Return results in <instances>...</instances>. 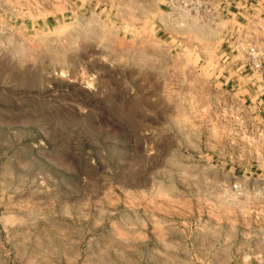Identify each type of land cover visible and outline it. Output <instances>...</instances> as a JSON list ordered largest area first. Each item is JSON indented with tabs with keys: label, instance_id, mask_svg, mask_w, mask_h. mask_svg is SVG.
I'll use <instances>...</instances> for the list:
<instances>
[{
	"label": "rangeland",
	"instance_id": "1",
	"mask_svg": "<svg viewBox=\"0 0 264 264\" xmlns=\"http://www.w3.org/2000/svg\"><path fill=\"white\" fill-rule=\"evenodd\" d=\"M261 125L264 0H0V264H264Z\"/></svg>",
	"mask_w": 264,
	"mask_h": 264
},
{
	"label": "built area",
	"instance_id": "2",
	"mask_svg": "<svg viewBox=\"0 0 264 264\" xmlns=\"http://www.w3.org/2000/svg\"><path fill=\"white\" fill-rule=\"evenodd\" d=\"M239 49L240 51H242L246 57L247 60H249L248 66L252 69V68H258L259 67V53L258 51L249 43L246 45H242L239 44ZM259 128V135L260 137L264 138V127L258 126ZM262 153L264 154V149H261ZM241 180H245V178L243 176L240 175H232V182L230 183V191L235 192L236 194H241L242 192V183Z\"/></svg>",
	"mask_w": 264,
	"mask_h": 264
},
{
	"label": "crops",
	"instance_id": "3",
	"mask_svg": "<svg viewBox=\"0 0 264 264\" xmlns=\"http://www.w3.org/2000/svg\"><path fill=\"white\" fill-rule=\"evenodd\" d=\"M229 13H231V16H232V20L231 21H233V22H231L233 25L234 24H239V21L236 19V14L237 13H235V12H230L229 11Z\"/></svg>",
	"mask_w": 264,
	"mask_h": 264
}]
</instances>
